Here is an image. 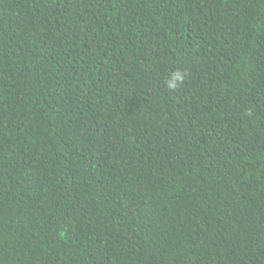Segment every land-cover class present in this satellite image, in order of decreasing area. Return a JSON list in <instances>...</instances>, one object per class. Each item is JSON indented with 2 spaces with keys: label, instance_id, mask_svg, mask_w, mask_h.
Returning a JSON list of instances; mask_svg holds the SVG:
<instances>
[{
  "label": "trees",
  "instance_id": "obj_1",
  "mask_svg": "<svg viewBox=\"0 0 264 264\" xmlns=\"http://www.w3.org/2000/svg\"><path fill=\"white\" fill-rule=\"evenodd\" d=\"M0 264H264V0H0Z\"/></svg>",
  "mask_w": 264,
  "mask_h": 264
}]
</instances>
